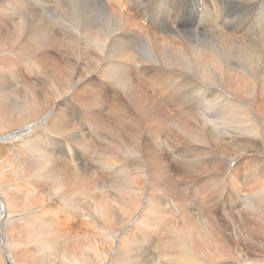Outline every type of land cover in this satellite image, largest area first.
<instances>
[{
    "label": "rangeland",
    "instance_id": "rangeland-1",
    "mask_svg": "<svg viewBox=\"0 0 264 264\" xmlns=\"http://www.w3.org/2000/svg\"><path fill=\"white\" fill-rule=\"evenodd\" d=\"M105 1V5L113 8L114 11L123 9L128 12L149 33L154 32L167 39L174 37L167 30H160L158 27L150 28L145 23L144 25L142 23L143 15L130 12L125 6H116L109 0ZM168 1L163 0L162 7L167 6ZM176 1L179 3V7L175 18L184 33L206 34L208 39L230 33L235 40L242 43L243 57L251 52L256 53L254 50L261 48L264 43V0ZM148 3L151 5H149L150 7L156 5L154 14L161 11V5H158L155 0H148ZM67 5L70 4L67 3ZM208 8L212 11L220 8L221 19L217 26L211 23V17L207 19L204 16ZM32 11L38 16L50 15L46 14L47 12L39 8L37 4ZM66 11L63 13H67ZM48 24L54 25L55 29L61 26L53 17L46 21V26ZM171 26L176 27L177 25L172 23ZM64 40L60 37L57 42H53L55 44L44 50L46 72L43 74L46 75V78H43L36 70L27 76L24 67L19 66L20 73L27 77L25 87L31 88L37 93L40 86L46 85V107L52 95L51 93L47 94L48 86L51 83L50 76L59 77L62 82L67 83L70 73L74 72L75 68L80 69L77 70L79 74L81 72L82 64H75L77 57L74 55L77 52L83 50V55L89 53L90 63H94L93 56H97L96 50L86 51L82 48V44L76 40ZM251 41L254 42L252 47L249 45ZM141 56L142 54L138 52L134 56L133 64L121 58L115 61L119 67L124 65L125 68L120 71V74L125 70L130 78V83L126 82L125 75H122L123 82L110 77H102L99 73L100 70L97 69L93 70L88 78L81 77L83 82L90 79L94 88L103 94V99L101 98L105 105L103 112L107 117L109 116V120L112 118L106 124L112 127L119 120L121 123L130 122L135 128H128L125 131L127 134L117 128L120 137L126 138H121L123 145L113 142V137L103 129L102 125L94 127L95 134L92 137H81L82 139H78V142L72 141L71 144L76 145L82 151L78 156L83 160V165L88 170L67 168L63 177L65 186L56 180L49 179V176L46 181L41 176H37L36 173L41 170L36 169L40 168L41 164L45 165L44 159L35 160L30 153L26 152L25 146L22 144L23 138L12 136L7 132V123H0V145L4 138L12 140L11 143L14 140L19 141L13 143L15 153H9L5 148L4 150L0 149V182L2 183L0 184V200H2L0 206L4 209L5 204L8 214H10L9 210L15 213L28 212L32 216L29 221L45 223L43 225L46 227L45 232L33 230L29 226L17 229L18 236L19 233L27 235L26 239L30 241L34 249L30 260L36 264H76L73 261L71 263L70 260L77 259L78 261L81 258V253H85V251L90 252L89 256L91 257L95 250L103 252L104 245H107L113 255L111 254V260L109 259L106 264H120V262L121 264H134L137 261V257H135L137 253L133 246L135 248V243L139 241L144 247L139 250V253H148L151 249L156 253L154 245L156 248L161 247V249L157 248L161 255L172 259H175L177 254L181 255L183 252L185 253V250H189L192 257L199 259L203 264H261V261L264 260V82L260 78L252 77L251 79L250 76L242 74L243 78L239 81L248 85L247 83L251 80L252 85L248 90L238 94L235 105L223 106L225 126L223 124L220 126L215 118V112L211 108H202L201 106H206L203 103L198 104L199 97L203 95L200 89L193 95V100L192 96H184L179 91L176 93L174 89L170 88V79L162 78L167 76L165 75L168 74L167 69L163 71L165 74L156 75L158 67L145 63ZM81 59L82 57L78 58V64L81 63ZM57 62H61L60 67L54 65ZM45 70L43 68V71ZM260 72L264 73V71ZM111 80H116L125 86L112 84ZM226 82L228 85L230 84L229 78ZM130 84H133L130 90L134 91L137 97L145 98L141 90L146 93V97L149 98L148 103L152 108H157V111H152L154 115L147 117L150 115L147 109L142 107L139 109L136 103H131V99L122 97L124 89H128ZM20 87V85H16L14 94L0 99V105L12 104L14 106L9 116V122L19 126L20 129H23V134H26L25 127L22 125V117L27 110L26 101L28 98L27 95L21 93ZM84 93L88 92H82V94ZM221 94L225 99L223 92ZM235 96L237 95L235 94ZM39 100L43 105L44 102ZM114 100H120L123 106H127L130 114L138 117L139 122L131 121L128 115L113 108L112 105L118 103ZM66 101L67 106H75V104L80 106L72 92ZM157 114L165 121L160 120L163 127L152 123V117ZM116 115L121 116L117 117ZM247 119H250L249 123L245 121ZM25 120L32 122L34 118L26 117ZM146 120L147 122H145ZM56 122H60L58 117L46 116L45 129L40 128V138H34L38 139L40 144L44 143L46 145L44 147L49 148L48 155L51 151H56V155L65 156L73 164L74 161L71 159L74 156L68 153V155L63 154L61 144L55 141V139H63L55 135L57 130L54 131L52 124L55 125ZM30 124L32 126V123ZM73 124L80 126L76 120ZM250 125L256 126L257 131L251 130ZM137 127L141 130L140 134L136 130ZM208 127L217 130V132L214 131L219 139L214 140L213 137L202 144L201 141L193 140L190 136L191 133L196 132L206 135ZM78 128H84L86 133L89 132V129L84 126ZM99 131L101 132L99 133ZM204 134L203 136H205ZM136 135H140L141 146L138 153L133 150L130 153L127 148L128 146L132 147V139ZM207 137L209 138V136ZM127 142L131 144L126 145ZM146 143H149L147 147ZM122 149L125 151L123 152ZM39 150L43 151V149ZM127 151L128 153H125ZM159 152L160 154H158ZM21 160L24 165L33 166L35 170L24 169ZM54 171L63 172L62 170ZM72 172H76L82 180L75 182ZM33 184L37 186H33ZM50 185L60 186L62 190H53ZM130 186L134 188V194L130 192ZM150 186L161 190L153 193L156 202L154 210L147 209L148 204L140 199L142 195L152 191L153 188ZM35 188L40 192H36ZM57 197L62 202L61 200L57 201ZM128 203H132V206H126ZM97 204L100 205L102 217L97 216L96 223L95 207ZM6 212L3 217L1 216V220L7 216ZM191 212H193L192 215ZM9 219L11 220L12 217L9 216ZM2 223L3 221H0V224ZM137 229L144 230L148 236H144V232L137 233ZM1 233L2 230H0ZM106 238L109 239L108 242H106ZM76 240H80L82 244L77 243ZM43 254H45V258ZM163 256L155 257L158 263L150 262L146 257L138 264H162L165 260ZM1 261L0 259V263ZM92 263L102 264L103 262Z\"/></svg>",
    "mask_w": 264,
    "mask_h": 264
},
{
    "label": "bare ground",
    "instance_id": "bare-ground-1",
    "mask_svg": "<svg viewBox=\"0 0 264 264\" xmlns=\"http://www.w3.org/2000/svg\"><path fill=\"white\" fill-rule=\"evenodd\" d=\"M109 1L115 3L116 6L118 5L120 7L125 6L126 9H128V11L130 12H135L140 15H143L142 16L143 24L145 23L146 26L150 28L158 27L160 30H164V31L167 30L171 32V34H173L174 37L171 39L170 38L167 39L166 37L160 36L157 33L154 32L149 33L147 30L143 29L144 26L139 25L128 12H125L123 9L121 11H117V10L114 11L113 8L111 9L107 7L105 5L106 4L105 0H0V99H4L7 95L14 94L16 92L15 89L16 85L21 86L20 87L21 93L23 95H27L28 98V101H26L28 105L27 110L25 111L22 117V122H23L22 125H24L25 127L26 134H23V129H20L19 126H16L15 124L9 122V116L14 107L12 106V104L0 105V123H7V132L12 136L13 135L17 137L21 136L23 138L24 142L22 144L23 146H25L26 152L30 153L35 160L44 159L45 165L41 164L40 168L38 167V169H36V170H41L38 173H36V175L41 176L42 178L45 179V181L49 176L50 177L49 179L56 180L59 183H62L63 186H65L64 183L65 179L63 177L65 175L64 172L67 168L72 167L74 169H79V170H88V168L83 165V160H81L78 156V154L81 153L82 151L78 147H76V145L71 144V142L74 140L78 142V139H82L81 137H86V138L92 137L95 134L93 129L97 125H102L103 129H105L108 132V134L111 135V137H113L112 141L118 142L119 144H122L123 139L121 138H125V137H120L117 128L122 129V131L124 132L128 128H135L133 125L130 124V122L121 123L119 120H117L112 127L111 125L106 124L110 122L112 118L109 120L108 119L109 116L107 117V115L103 112V109H105V105L103 104V100H102L103 94L99 93L97 91L98 89L96 90L94 88V84L90 79L87 80L86 82L81 81L82 78H88V75L91 74L93 70L97 69L98 71L100 70L99 73L101 74L102 77H110L111 79L123 81L121 80L123 78L122 75H125L126 82L130 83V78L126 74L125 70L123 71V73L120 74V71L125 67L124 65L119 67V65L116 64L115 61L118 58H121L124 61H129V63L133 64L134 56H136L138 52L141 53L142 54L141 57L145 61V63H148L151 66L155 65L158 67V72L156 73V75L165 74L163 71L167 69L166 72L168 74H165L167 76L162 75L163 77L162 76L161 77L170 79L169 84L171 85L170 86L171 89H174L176 93L179 91V93H181L184 96H190V97L192 96L191 97L192 100H193V95L195 93H198L196 91L200 89L203 95L199 97L200 99L198 101V104L203 103L206 105V106H201L202 108H211V110L215 112V118L218 120L220 126L222 124L224 125V114L222 111L223 106L235 105L237 102L238 94L248 90L249 87L252 85L251 80L247 83L248 85H245L239 81L240 79L243 78L242 74L250 76L251 79L252 77L260 78L264 82V73L260 72V71H264V43L262 44L261 48L254 50L256 53L251 52L247 54L245 57H243L244 51H243L242 43L240 41L235 40L233 38L234 36L232 37L230 33H228L227 35L226 34L221 35L219 32V35L221 36L220 37L216 36L214 39H208L206 34L193 35L188 32L184 33L183 32L184 30L182 31V29L179 28L175 18V15L178 14L177 11L179 7V3L176 0H169L167 6L164 7H162L161 5L163 3V0H155L158 3V5H161L162 7L161 11L156 14H154V12L156 11L154 7L156 5H154V7H150L151 5L148 3V0H109ZM67 3H69L70 5H67ZM35 4H37V6H39V8H41L42 10H45L47 12L46 14H50V15L47 16L35 15L34 12L32 11L33 8L35 7ZM59 4H61L60 7ZM56 10L58 11L57 13ZM65 11L67 13H63ZM52 13L54 14V16ZM220 14H221L220 8H218L215 11H212L208 8L204 13V16H206L207 19L211 17L210 19L212 21L211 23L217 26L219 20L221 19ZM52 17L54 19H57V21L60 23L61 26L59 28L55 29L54 25L52 26L50 24L46 26V21L52 19ZM167 23L169 24L166 26ZM172 23H176L177 26L172 27L171 26ZM222 32L224 31L222 30ZM60 37H62L67 41H70L72 39L78 41L80 44H82V48L85 49L86 51L96 50L95 52H97V56L96 57L93 56V58L95 59L94 63H90L89 53L83 55V50L77 52V54L74 55L75 57H77V61H75V64L76 65L82 64L81 72L79 74L77 70L80 69L75 68V71L70 73L67 83L64 81L62 82V80L59 77H55L54 75H51L50 76L51 80L49 79L51 83L50 86H48L49 89L47 90V94L51 93L52 95H51V100L49 101L48 106L46 107V87H45L46 85L40 86L41 88L37 90L38 94L33 89L25 87L26 86L25 83L27 82V77L23 76V74L20 73L19 66L24 67L27 76H29L33 70H36V72L42 75L43 78H46V75L43 74L46 72L45 70L46 53L44 52V50H46L47 47H50L53 44H55L53 42H57ZM253 44H254L253 41L249 42V45L251 47L253 46ZM30 53H34V54H30ZM79 57H82V59H81V63L78 64ZM54 65L60 67L61 62L54 63ZM43 68L45 71H43ZM118 75L119 77H117ZM227 78H229V82H230L229 85L226 82ZM116 80H111L110 82L115 85L120 84V82ZM121 86H125V84L124 85L122 84ZM131 86H133V84H130L128 89H124V93L122 97L126 99H131L132 100L131 103L133 102L136 103V106L139 109H141V107L147 109V111L150 113V115H147V117L154 115L153 114L154 112L152 111H157L156 110L157 108L155 107L152 108L151 105L148 103L149 98L146 97V93L143 90H141L145 98H143V96L139 98L137 97L134 91L130 90ZM71 92L73 93V96H76L77 101L79 103L78 105L80 106H76V104L75 106H67L66 99ZM82 92H88V93L87 94L84 93L85 94L84 95L82 94ZM221 92H223L225 99H223ZM235 94L237 96H235ZM39 99H41L42 102H44L43 105H41ZM114 101L118 103L114 102L115 104L112 105L113 108H117L118 110H121L123 112L122 114L128 115L131 121L139 122V118L136 116L135 117L132 116L128 110V107L123 106L120 100H114ZM176 102L177 100L175 101V103ZM257 106H259V104H257ZM46 116L47 117L56 116L59 118L60 122L59 123L56 122L57 124L55 125L52 124V126L55 129L54 131L57 130L55 135L57 137L60 136L63 139H59V140L55 139V141L56 143L59 142L61 144L63 154L68 153L74 156L71 159L74 161L73 164H71L68 158H66L65 156L62 155L60 156L59 154L56 155V151L55 152L51 151L48 155L49 148L47 149L46 147H44L46 146L44 143L40 144L39 141H37L38 139L36 140L34 138V137L40 138L41 136L40 128L45 129ZM116 116L120 117L121 115H116ZM26 117H33L34 120L32 122L26 121L25 120ZM162 118L163 117H160L159 114L152 117L153 125L156 123L158 127H163L164 125L160 121ZM73 119L79 123L80 126L76 124L78 127L84 126L86 129H89V132L87 131L86 133L84 128L80 129L75 124H73L74 123ZM147 120L145 122H147ZM245 121L249 123L250 119H247ZM30 123H32V126ZM38 124H40V127H38ZM208 128L209 129H207L206 135L203 133L205 136H203V134L202 135L198 134L196 131H195L196 133H191L190 136H192L193 140L201 141L202 144L206 143V141L208 140H211L210 138L213 137L214 140L219 139V136L216 135L217 130L211 127ZM250 128L253 131H257V128L254 125H250ZM136 130L139 134L141 133V130L138 127L136 128ZM214 130H216V132ZM100 132L101 131H99V133ZM150 132L151 129L149 133ZM131 136H133L132 133ZM207 136H209V138ZM132 140H133L132 147L129 148L128 146L127 148L129 149L130 153L131 150L137 152L139 150V147L141 146V142H139L140 135L134 136ZM11 142L12 140L4 138L2 144L0 145V149L4 150L5 148V150L8 151L9 153L10 152L15 153L16 150L14 148L13 143L19 141L14 140L13 143ZM130 142H127L128 144L126 143V145L131 144ZM160 142L162 141L160 140ZM148 145L149 143H146V147ZM39 149H43V151ZM125 153H128V151ZM133 154L135 155V153ZM158 154H160V152ZM35 162L37 163V161ZM21 164L23 165V168L26 170H30V171L35 170L33 166L24 165V162L22 160H21ZM54 170H62L63 172H55ZM72 174L75 177V182H79L82 180V178L78 176L76 172H72ZM0 184L2 183L0 182ZM33 186H37V185L33 184ZM50 187L56 191L62 190L60 186L50 185ZM150 188H153L152 191L148 194L142 195L140 199H143L145 203L148 204L147 209L154 210L156 208V204H155L156 202H155V195L153 193L155 191L157 193L161 190L158 188H154L153 186H150ZM129 189L130 192L134 194V188L130 186ZM139 190L141 192H144L141 189ZM35 191L40 192L36 188ZM39 197L43 198L42 196ZM57 199H58L57 201L61 200L58 197ZM1 202L2 200H0V203ZM4 203H5V199H4ZM103 205L105 206V203H103ZM127 205L131 207L132 203H128L126 204V206ZM95 211L97 213V215L95 216V222L97 223L98 221L97 216L102 217L99 204L96 205ZM5 212H6V206L4 204V209H2L0 206V218L1 216L2 217L4 216ZM9 213L10 214L6 212L7 216L4 217V220L0 219V221H3V223L0 224V230H2V233L0 234V259L3 261V264H36L34 261L30 260V257H32V252L34 251V249L30 244V241L26 239L27 235L21 234L22 235L21 236L19 233L18 236L16 232H19L17 229H21L22 226H29L33 230H37V231L42 230L43 232H45L46 231V227L44 226L45 223H43L44 224L43 225L41 222L33 223L29 221V219H31L32 216H30L28 212L15 213L12 210H9ZM192 214L193 212H191V215ZM89 215L91 216V214ZM9 216L12 217L11 220L9 219ZM40 219H42V217H40ZM41 221L43 222L44 220ZM138 232L140 233L144 232L145 233L144 236H148V234L142 229H137V233ZM19 237H21L22 239ZM108 240L109 239H107L106 242H108ZM76 242L82 244L80 240H76ZM106 246L107 245H104L105 248L103 252H99L95 250V253H92L90 257L89 256L90 252L88 253V251H85V253L84 252L81 253L82 254L80 255L81 258L78 261L77 259H73L70 261L71 263L73 261L76 264L78 263L91 264V262L95 263L97 261H102L103 262L102 264H106L112 254L109 246L107 247ZM143 248L144 247L142 243L139 241L135 243V248L133 246V249L137 253V256H135L137 257V261L134 264H138V262H140L146 257H148L150 262H154V261L157 262L156 258L163 256L157 250V248L161 249V247L159 246L156 248L153 245V248L157 251L156 253L152 249L148 253H139V250ZM126 254H127V250H126ZM43 255L45 258V254ZM163 257L165 258V260L163 261L162 264H173V262L174 264H203L199 259H195L194 257H192V253L189 250H185V253L183 252V254L181 255L177 254L175 259L166 256ZM115 258L117 257L115 256ZM257 261H261V260H257ZM261 262H262L261 264H264V260H262Z\"/></svg>",
    "mask_w": 264,
    "mask_h": 264
}]
</instances>
